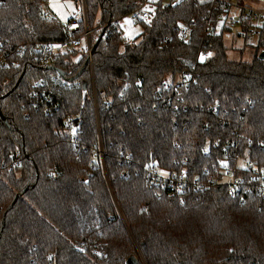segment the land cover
<instances>
[{"label":"trees","instance_id":"trees-1","mask_svg":"<svg viewBox=\"0 0 264 264\" xmlns=\"http://www.w3.org/2000/svg\"><path fill=\"white\" fill-rule=\"evenodd\" d=\"M46 3L0 0V40L20 59L0 68V264H264L258 191L231 196L220 183L182 198L147 171L219 177L264 163V22L253 59L233 60L220 0H156L132 43L120 25L142 0H86L99 42L69 80L89 52L55 55L66 78L38 67L37 44L67 37ZM46 74L61 80L36 87ZM69 115L82 119L76 139ZM18 152L27 156L11 167Z\"/></svg>","mask_w":264,"mask_h":264},{"label":"built area","instance_id":"built-area-1","mask_svg":"<svg viewBox=\"0 0 264 264\" xmlns=\"http://www.w3.org/2000/svg\"><path fill=\"white\" fill-rule=\"evenodd\" d=\"M84 1V12L83 17L78 19L73 16L66 23V34L67 37L61 41L52 42H42L37 44L36 51L38 54L37 65L43 71L46 72L52 63L53 58L57 54L64 52H74L76 50L81 51L87 50L89 55L92 50V40L91 35L94 32L93 28L88 25V16L86 11V0ZM156 0H142V5L137 8L131 17L135 23L145 22L150 20L153 16L154 2ZM224 6V11L220 13V23L230 24L234 22V17L230 16V9L232 5L235 4L236 0H220ZM248 23V29L244 33L249 35H257L258 38L261 34V24L264 22V10L251 8L244 11L237 21ZM85 23V24H84ZM236 24V22H235ZM85 25V27H84ZM212 29V25L208 26V30ZM180 34L185 37L187 36V30L184 27H180ZM125 42L132 43L135 39L134 36L129 35L124 32ZM264 40V38H263ZM16 46L11 43L0 40V68H7L10 66L19 65V57L16 56L17 52ZM20 50L19 52H21ZM264 51V49H263ZM207 51H202L200 54L201 60H205L208 57ZM92 59V57H91ZM45 77V78H44ZM43 79L36 82L34 85L36 87L43 86L49 80L58 82L60 81V76L56 74H46ZM169 85L168 87H170ZM209 91L210 89L207 88ZM52 99V94L44 96L45 101H50ZM182 98H179L178 102L173 104L174 109L180 107ZM207 110L216 111V107L207 106ZM188 108V105H185ZM204 108V106H203ZM49 113V109L45 110ZM82 125V119L78 116L69 115L66 119V130L71 134L73 139H76V133ZM97 150L105 154V148L100 145ZM27 155L23 153H16L13 157L11 167H15L21 164ZM188 162V159H185ZM148 179L152 183L162 184L167 187L171 194H179L180 197H184L187 191L190 190H209L217 184L227 183L229 185V193L231 196H245L250 195L254 191H258L262 198L264 199V163L259 164L257 162L245 159V161H238L234 166L225 165L221 169L222 175L219 177H214L212 174H208L207 170L204 175H195L194 177H189L188 167L183 165L180 169L176 171H168L157 165V163H150L147 165ZM245 171H248L245 174ZM162 173H164L162 175ZM96 252L102 255V248L96 244Z\"/></svg>","mask_w":264,"mask_h":264},{"label":"rangeland","instance_id":"rangeland-1","mask_svg":"<svg viewBox=\"0 0 264 264\" xmlns=\"http://www.w3.org/2000/svg\"><path fill=\"white\" fill-rule=\"evenodd\" d=\"M70 1L72 5H74L76 10V17L80 19L83 17L84 12V1L77 3L76 0H60L62 7H65L64 2ZM51 2L47 0L45 8L48 9L49 13L56 16L55 13L51 9ZM66 10V8H64ZM88 12V9L86 8ZM57 19H59L57 17ZM140 26V25H139ZM141 27V26H140ZM231 29L226 30L224 32L225 44L228 49V55L233 60H246L251 61L256 53V45L258 43L257 35H249L247 36L244 33V30L241 25H231ZM139 31L137 27L134 28V31Z\"/></svg>","mask_w":264,"mask_h":264},{"label":"crops","instance_id":"crops-1","mask_svg":"<svg viewBox=\"0 0 264 264\" xmlns=\"http://www.w3.org/2000/svg\"><path fill=\"white\" fill-rule=\"evenodd\" d=\"M51 2V9L55 13V17L59 18L61 22L67 23L69 19L73 16H76V10L74 5L71 4L70 1L64 2L65 7L61 5L60 0H49ZM66 8V10H64ZM256 8L264 10V0H236L235 4L232 5V8L230 9V16L234 17V22L231 23V25H241L238 23L239 16L246 11L247 9ZM236 22V24H235ZM121 29L132 36H135L139 34L141 31V27L135 23V21L132 19L131 16L125 18L121 22ZM137 27L139 31H134V28Z\"/></svg>","mask_w":264,"mask_h":264},{"label":"water","instance_id":"water-1","mask_svg":"<svg viewBox=\"0 0 264 264\" xmlns=\"http://www.w3.org/2000/svg\"><path fill=\"white\" fill-rule=\"evenodd\" d=\"M103 32H104V31H103ZM103 32L100 34L99 38H101V37L103 36ZM98 42H99V40H97V41L95 42V44L93 45L92 50H91V54L88 55V57H87V59H86V61H85V64L83 65L82 69L78 72V74H77L75 77H73V78H71V79H69V80H74V79L78 78L79 75H81V73L86 69L87 65H88V64L90 63V61H91V57H92V55H93V52H94V50H95V48H96ZM259 57H260L261 59H264V51H262V52L260 53ZM49 69L56 70L60 75H62L64 78H66V73H65V71H63L61 68H58V67L55 66V65H50V66H49ZM0 115H1V117L6 121V118H5V116L3 115V113L1 112V110H0ZM133 261H134V258H133V257H130V258L128 259V263H129V264L133 263ZM135 264H137V262H136Z\"/></svg>","mask_w":264,"mask_h":264},{"label":"snow or ice","instance_id":"snow-or-ice-1","mask_svg":"<svg viewBox=\"0 0 264 264\" xmlns=\"http://www.w3.org/2000/svg\"><path fill=\"white\" fill-rule=\"evenodd\" d=\"M206 151H207V149H205ZM164 173H162V175H163Z\"/></svg>","mask_w":264,"mask_h":264}]
</instances>
